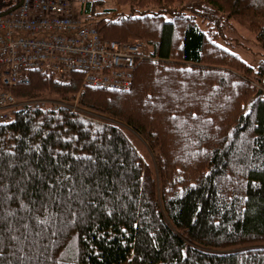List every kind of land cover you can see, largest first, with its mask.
<instances>
[{
	"label": "trees",
	"instance_id": "obj_1",
	"mask_svg": "<svg viewBox=\"0 0 264 264\" xmlns=\"http://www.w3.org/2000/svg\"><path fill=\"white\" fill-rule=\"evenodd\" d=\"M73 1L148 55L129 90L37 70L12 88L114 121L23 106L0 124V264H264V0Z\"/></svg>",
	"mask_w": 264,
	"mask_h": 264
},
{
	"label": "built area",
	"instance_id": "obj_2",
	"mask_svg": "<svg viewBox=\"0 0 264 264\" xmlns=\"http://www.w3.org/2000/svg\"><path fill=\"white\" fill-rule=\"evenodd\" d=\"M147 55L139 41L104 40L93 21L77 15L73 0H21L0 16V107H8L0 111V123L9 120L8 111L23 106L54 111L66 106L16 100L12 88L28 83L32 71L48 72L61 83L82 72L89 86L127 90L135 60Z\"/></svg>",
	"mask_w": 264,
	"mask_h": 264
},
{
	"label": "rangeland",
	"instance_id": "obj_3",
	"mask_svg": "<svg viewBox=\"0 0 264 264\" xmlns=\"http://www.w3.org/2000/svg\"><path fill=\"white\" fill-rule=\"evenodd\" d=\"M112 1L115 3V5H119L115 0H112ZM75 4H76V10H77L79 3H75ZM109 4H111V0H109ZM111 6H112V4H111ZM119 8H121L120 5H119ZM100 35L104 38V40H110V39L105 38L102 34H100ZM245 37L247 38V40H244V41L242 40L243 43L241 42L240 44H238V50L241 52V54L244 58H248L251 62H253V64H255L254 62L257 63L259 58H260L259 57L260 55H258V52L260 50H259L258 46L256 45L257 43H256L255 38L252 34H245ZM132 41H135V40H132ZM136 41H138V40H136ZM124 42H127V41H124ZM84 78H85V75L83 76V79ZM13 95L15 96L16 100H18V102H22V101L28 99V98H18V97H16L14 92H13ZM29 99L30 100H44L46 102V106L51 105V104L54 105V103H56V102H62L66 105L64 107H69L70 109L78 112L79 114L89 116L90 118H93L96 120H103V119L113 120V119L108 118L104 114H101V113H99V112H97L91 108H87V107L83 106L80 103V101L78 100V98L66 99L59 94L47 91V92H44L43 94H41L39 96L32 97ZM5 109H8V107H0V111H2V112H6L7 110H5ZM12 111H8L7 113L11 114ZM12 116L13 115H11L10 117H12ZM142 142L144 143V145H146V142L144 140H142Z\"/></svg>",
	"mask_w": 264,
	"mask_h": 264
},
{
	"label": "water",
	"instance_id": "obj_4",
	"mask_svg": "<svg viewBox=\"0 0 264 264\" xmlns=\"http://www.w3.org/2000/svg\"><path fill=\"white\" fill-rule=\"evenodd\" d=\"M19 5H20V4H18L15 8H13V9L10 10V11H7V12H4V13H1L0 16H4V15L10 13L11 11H13V10H15L17 7H19Z\"/></svg>",
	"mask_w": 264,
	"mask_h": 264
},
{
	"label": "bare ground",
	"instance_id": "obj_5",
	"mask_svg": "<svg viewBox=\"0 0 264 264\" xmlns=\"http://www.w3.org/2000/svg\"><path fill=\"white\" fill-rule=\"evenodd\" d=\"M12 12V11H11ZM9 14V13H8ZM7 15V14H6ZM140 60L139 59H136L135 60V64L137 65L138 64V62H139ZM136 68V67H135ZM36 71V70H35ZM38 71V70H37ZM46 73H48V72H46ZM49 74V73H48ZM134 76H135V70H134ZM133 82H134V79H133ZM133 84V83H132ZM127 90H129V89H127Z\"/></svg>",
	"mask_w": 264,
	"mask_h": 264
}]
</instances>
